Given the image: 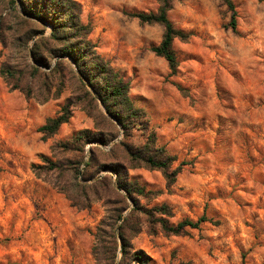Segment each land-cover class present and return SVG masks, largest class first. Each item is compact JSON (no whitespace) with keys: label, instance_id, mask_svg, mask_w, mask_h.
I'll return each instance as SVG.
<instances>
[{"label":"rangeland","instance_id":"obj_1","mask_svg":"<svg viewBox=\"0 0 264 264\" xmlns=\"http://www.w3.org/2000/svg\"><path fill=\"white\" fill-rule=\"evenodd\" d=\"M13 1L0 0V19H5L0 64L18 62L25 47L30 50L35 40L51 33L49 24L26 15L20 2ZM73 1L80 6L82 24L91 27L88 40L97 54L128 83L133 107L144 114L141 127L136 125L124 138L122 127L102 104L84 100L83 88L68 75L59 96L46 102L38 99L41 81L27 98L0 76V264H97L95 235L106 211L115 206L114 197L99 188L87 201L78 195L80 199L71 201L54 184L61 182L77 194L72 187L78 170L79 184L88 186L107 176L115 186L116 175L101 169L109 162V150L121 141L142 147L151 133L153 148L174 158L171 170L179 168V173L167 187L160 171L129 169L128 181L144 190L135 197V212L134 202L116 186L127 205L116 233L131 215L124 229L127 250L142 251L146 264H264V0H231L235 30L223 0H173L167 18L185 38L172 43L175 75L151 51L162 40L163 26L128 17L156 13L159 0ZM16 16L36 22L35 28L43 31L26 42L11 23ZM65 61L75 72L74 64ZM68 100H78L79 106L55 135L45 138L39 129ZM97 129L118 134L105 146L90 141L57 147L81 131ZM90 148L93 161L86 166ZM45 160L58 162L64 172L40 171L37 176L33 168ZM160 207L168 215L153 211ZM201 216L205 223L180 235L164 234L157 223L162 218L176 226ZM116 243L112 264L121 258L119 238ZM123 264L138 263L126 259Z\"/></svg>","mask_w":264,"mask_h":264},{"label":"trees","instance_id":"obj_2","mask_svg":"<svg viewBox=\"0 0 264 264\" xmlns=\"http://www.w3.org/2000/svg\"><path fill=\"white\" fill-rule=\"evenodd\" d=\"M14 4L15 1L11 0ZM21 4V10L31 18L47 23L51 26V33L47 37H41L35 40L30 47V50L25 47L24 52L18 57V62H2L0 64V76L12 90H19L24 93L27 98L33 97L34 83L41 81L43 92L38 98L41 102H46L50 99L57 98L64 87V78L69 76L84 90V100H87L91 105L97 104V100L105 108L107 114L116 120L122 127L124 138L130 136L136 125L139 124L144 114L141 110L133 107L129 97L128 83L111 69L109 65L103 62L95 50V46L90 43L88 36L91 32L90 25L82 24L80 20V6L73 0H18ZM173 0H159V9L156 13H135L128 14V17L137 19L142 24H160L164 28L162 40L158 46L151 48V51L158 57L163 58L169 67L172 75L177 71V62L175 54L172 50V43L175 39H185L184 35L176 30L167 18V12L171 9ZM224 4L231 12L230 27L235 30V8L231 0H223ZM5 19H0V26L4 25ZM18 30L20 37L28 42L36 34L43 31L37 30L36 22L27 18L16 16L11 22ZM24 33V34H23ZM7 49V47L5 46ZM9 51V48H8ZM29 53L31 54V59ZM13 58V57H11ZM58 58L56 63L51 66V61ZM65 59L70 60L80 77L74 72L73 68ZM35 64L42 65L49 69L44 72ZM67 68V73L65 70ZM66 74V75H65ZM59 77L58 83L53 84V81ZM86 82L91 86L96 94L95 99L85 89ZM52 89H55L52 92ZM79 101L68 100L60 109L54 118L48 119L45 124L39 129L45 138L55 135L61 125L68 122L72 116V111L79 106ZM101 118H105L101 114ZM106 120V118H105ZM135 125V126H134ZM141 125L137 126L140 130ZM118 134V132H117ZM116 133L108 134L97 129L96 133L89 131L79 132L70 142L58 144L57 147L67 149L73 143L87 144L90 141H95L103 146L115 139ZM152 136V133L149 136ZM146 138L147 143L140 146H133L126 142L115 144L107 153L109 162H106L101 169H110L116 175V185H112L110 177L104 176L100 180L91 185L79 184L73 182V189L77 194H71L69 190L61 186V182L54 184L59 191L66 193L71 201L78 198H84L85 201L89 195L97 196L99 188H102L105 193L114 197V205L106 211V216L100 225V228L95 235V245L93 248V256L97 264H112L114 252L117 248L116 238L120 240L121 258L119 264H123L126 259L137 262L138 264H146L148 258L140 250L130 252L127 250L128 241L124 235V229L127 228L131 215L124 218L116 233L115 225L121 219L122 213L126 210V197L121 195L116 186L120 188L135 204L132 212L139 209L138 203L135 200L137 195L142 196L144 190L139 188L135 183L128 181V170L133 168L144 167L150 170L160 171L166 181V186L170 187L179 173V168L171 170V165L175 161L174 158L166 156L161 149L153 148V140ZM90 156L86 166H89L93 161L94 149L90 148ZM44 165L34 167L33 171L37 176H40V171L49 172H64V167L58 162L44 161ZM74 172V170H69ZM57 179L55 180V182ZM54 182V183H55ZM78 195V196H77ZM123 206H118L120 203ZM125 203V204H124ZM150 211V210H149ZM154 212H159L161 215H166L165 207L155 208ZM168 215V214H167ZM151 218L152 216H147ZM207 219L201 216L197 221L184 220L176 226L170 225L166 219H159L158 224L160 230L166 235H180L185 228L197 229Z\"/></svg>","mask_w":264,"mask_h":264},{"label":"water","instance_id":"obj_3","mask_svg":"<svg viewBox=\"0 0 264 264\" xmlns=\"http://www.w3.org/2000/svg\"><path fill=\"white\" fill-rule=\"evenodd\" d=\"M90 90L92 91V89L90 88ZM106 115H108L107 113H106ZM119 190V189H118Z\"/></svg>","mask_w":264,"mask_h":264}]
</instances>
